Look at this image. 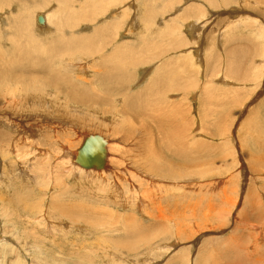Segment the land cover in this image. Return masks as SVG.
<instances>
[{"label":"rangeland","instance_id":"1","mask_svg":"<svg viewBox=\"0 0 264 264\" xmlns=\"http://www.w3.org/2000/svg\"><path fill=\"white\" fill-rule=\"evenodd\" d=\"M263 226L264 0H0V264H264Z\"/></svg>","mask_w":264,"mask_h":264},{"label":"water","instance_id":"2","mask_svg":"<svg viewBox=\"0 0 264 264\" xmlns=\"http://www.w3.org/2000/svg\"><path fill=\"white\" fill-rule=\"evenodd\" d=\"M106 145V140L101 135H88L78 149L75 162L85 169H104L107 156Z\"/></svg>","mask_w":264,"mask_h":264},{"label":"bare ground","instance_id":"3","mask_svg":"<svg viewBox=\"0 0 264 264\" xmlns=\"http://www.w3.org/2000/svg\"><path fill=\"white\" fill-rule=\"evenodd\" d=\"M40 18H41V21H40ZM36 20H37V24H38V26L40 27V28H46L47 26V24H46V22H48L47 21V14H45V13H43V15H39L37 18H36ZM46 24V25H45ZM49 26V25H48ZM16 55V54H15ZM14 55V56H15ZM22 58H23V56H22ZM16 59V58H15ZM110 60V59H109ZM108 60V61H109ZM18 61H19V59H18ZM28 61V60H27ZM111 61V60H110ZM115 61V60H114ZM23 61H21V63H22ZM122 62V61H121ZM15 63H16V60H15ZM20 63V64H21ZM27 63V62H26ZM17 64V63H16ZM9 65H10V63H9ZM25 67V66H24ZM109 67V66H108ZM108 67H107V69H108ZM2 68V67H1ZM5 69V68H4ZM6 70H8V69H6ZM24 70V69H23ZM35 70V69H34ZM27 71V70H26ZM107 71H109V70H107ZM113 71V70H112ZM173 71V70H172ZM14 72V71H13ZM119 72V71H118ZM15 73V72H14ZM113 73L114 72H110V73H108V74H106L105 75V77H103L104 79L103 80H109V79H111L112 78V76H113ZM13 74V73H12ZM17 75V74H16ZM21 75V74H20ZM121 75V74H120ZM11 76V75H10ZM29 76V75H28ZM50 78V77H49ZM48 78V79H49ZM50 79H52V78H50ZM19 80V79H18ZM24 80H26V79H24ZM45 81V80H44ZM49 81V80H48ZM51 81V80H50ZM55 81H57V79L55 80ZM102 81V80H101ZM47 82V81H46ZM52 82H53V80H52ZM113 82V81H112ZM48 83V82H47ZM51 83V82H50ZM53 83H56V82H53ZM102 83V82H101ZM124 85V84H123ZM104 86V85H103ZM156 86V85H155ZM116 87V86H115ZM117 92V91H116ZM146 92V91H145ZM137 96V95H136ZM136 96H130L131 98H126V99H128L127 101H128V103L129 104H131V105H133L132 104V98L133 97H136ZM94 99V98H93ZM96 100V99H95ZM98 100V99H97ZM133 100H134V98H133ZM94 101V100H93ZM100 101V100H99ZM108 101V100H107ZM122 102V101H121ZM110 103V102H109ZM141 108V107H140ZM139 109V108H138ZM144 110V109H143ZM145 110H146V108H145ZM124 112H134V113H136L134 110H132V109H130V108H128L127 106L126 107H124ZM130 114V113H129ZM139 114V113H138ZM149 114V113H148ZM141 115V114H140ZM142 116V115H141ZM147 119V118H146ZM91 134H93V133H86V134H84V138H83V142H84V140H85V138L88 136V135H91ZM94 135V134H93ZM99 135V134H98ZM103 137V136H102ZM105 138V137H104ZM160 139V138H159ZM105 140H106V150H107V156H106V164H105V167H104V169H102V170H97V169H85V168H83V167H81L79 164H77V162H75V158H76V156H77V152H78V149L80 148V146L82 145H80L79 146V148L77 149V150H75L73 153H74V156H73V159H72V161H73V164L74 165H77V166H79L78 168L79 169H81L82 171H85V172H90V171H97V172H103L104 170H106L107 169V167L109 166V163H110V152H109V149H110V151H111V145H109L110 144V142H109V140H107L106 138H105ZM172 141V140H171ZM82 142V143H83ZM183 145V144H182ZM110 146V147H109ZM170 148V147H169ZM172 148H174V147H172ZM175 148H177V147H175ZM183 148V147H182ZM167 150V149H166ZM154 151V150H153ZM156 152V151H155ZM72 153V154H73ZM157 153V152H156ZM158 154V153H157ZM159 155V154H158ZM175 155H176V153H175ZM159 157V156H158ZM153 158H155V157H153ZM186 158V157H185ZM189 158V157H188ZM150 159H151V157H150ZM187 160V159H186ZM182 161H183V159H182ZM147 162V161H146ZM184 162V161H183ZM186 162V161H185ZM180 163H181V161H180ZM188 163H189V159H188ZM191 163V162H190ZM168 164V163H167ZM170 164V163H169ZM153 167H156V165H154ZM176 168H179V167H176ZM186 168V167H185ZM156 169L157 170H160L161 171V167H159V166H157L156 167ZM155 169V170H156ZM170 169V168H169ZM183 170H184V168H182ZM168 171V170H167ZM179 171V170H178ZM185 171H186V169H185ZM154 173V172H153ZM166 173V172H165ZM180 173V172H179ZM162 174V173H161ZM164 174V173H163ZM163 174H162V176H163ZM172 174H174V173H172ZM177 175V174H176ZM185 175V174H184ZM154 176V175H153ZM148 179V178H147ZM174 180V179H173ZM178 183V182H177ZM149 184V183H148ZM151 185V184H150ZM183 185H185V184H183ZM162 191V190H161ZM164 192H166V191H164ZM167 193V192H166ZM147 196H149V195H147ZM166 196H169L168 194L166 195ZM153 197V196H152ZM147 198H149V197H147ZM151 198V197H150ZM171 199V198H170ZM148 200V199H147ZM182 202V201H181ZM177 204V203H176ZM189 204V203H188ZM258 205H260V203L258 204ZM189 208V207H188ZM178 209V208H177ZM180 210V209H179ZM185 210H187L186 209V206H185ZM156 211V210H155ZM171 211V210H170ZM188 211V210H187ZM159 212H160V210H159ZM162 212V211H161ZM160 212V213H161ZM178 212H180V211H178ZM154 213V212H153ZM163 213H167V212H163ZM174 213V212H173ZM184 213V212H183ZM176 214V213H175ZM178 215H179V213H177ZM185 214V213H184ZM159 215V214H158ZM167 215H169V214H167ZM187 215V214H186ZM188 215H189V213H188ZM188 215H187V217H188ZM146 216V215H145ZM160 216V215H159ZM158 216V217H159ZM162 216V215H161ZM170 216V215H169ZM183 216V215H182ZM150 217H151V215H150ZM173 217V216H172ZM175 217H178V218H180V216H177V215H175ZM156 218V217H155ZM182 218V217H181ZM184 218V217H183ZM161 219V218H160ZM163 219V218H162ZM185 219V218H184ZM156 220V219H155ZM157 220H159V219H157ZM168 220V219H167ZM173 220V219H172ZM162 222H163V220H161ZM169 221V220H168ZM176 221V220H175ZM171 222V221H170ZM185 223H186V221H185ZM166 224V223H165ZM173 224V223H172ZM177 224V223H176ZM179 224V223H178ZM181 224V223H180ZM188 224H190V223H188ZM183 225V224H182ZM185 225V224H184ZM176 226V225H175ZM187 226V225H186ZM189 226V225H188ZM182 227V226H181ZM264 227V226H263ZM177 229V228H176ZM187 229H188V227H187ZM164 230H166V229H164ZM177 230H179V229H177ZM181 230V229H180ZM185 230V229H184ZM262 230V229H261ZM172 231V230H171ZM173 233V232H172ZM182 233V232H181ZM180 233V234H181ZM184 234H186V233H184ZM176 236V235H175ZM178 237H180L179 236V234H178ZM229 253V252H228ZM224 254V253H223ZM240 258V257H239Z\"/></svg>","mask_w":264,"mask_h":264}]
</instances>
